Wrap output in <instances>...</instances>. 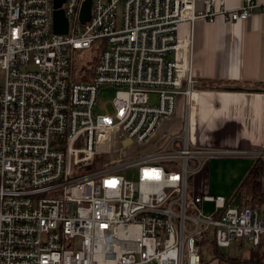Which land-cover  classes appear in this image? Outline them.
Instances as JSON below:
<instances>
[{"label": "built area", "instance_id": "obj_1", "mask_svg": "<svg viewBox=\"0 0 264 264\" xmlns=\"http://www.w3.org/2000/svg\"><path fill=\"white\" fill-rule=\"evenodd\" d=\"M81 2L64 0L57 34L54 0H0V264H202L212 242L258 246L261 209L189 184L212 159L264 151L197 145L186 117L158 134L197 87L179 24L233 23L264 5L91 0L82 24ZM91 48L92 76L75 77V54ZM103 86L116 88L111 114L94 113Z\"/></svg>", "mask_w": 264, "mask_h": 264}, {"label": "crops", "instance_id": "obj_2", "mask_svg": "<svg viewBox=\"0 0 264 264\" xmlns=\"http://www.w3.org/2000/svg\"><path fill=\"white\" fill-rule=\"evenodd\" d=\"M243 1L212 0V7L223 4L227 9H234ZM256 1L264 5V0ZM195 7L201 10L203 0H195ZM178 37L191 40L192 75L197 80V87L189 100L180 96L176 114L169 119L173 120L171 131L179 132L186 117L190 137L197 145L264 151V13L261 9L257 8L247 19L233 23L221 18L213 23L203 19H197L192 24L182 22ZM231 86L244 90L223 89ZM240 157H243L240 163H247L245 159L249 156ZM210 162L198 193L208 192V178L215 177L221 170L217 165L223 161ZM238 165L234 178L235 192L249 171L247 169L245 173L248 167ZM233 166L230 164L227 167L232 169ZM244 244L235 243L233 248H229V253L232 249L244 252ZM245 253L240 254L242 258L214 256L208 264H251Z\"/></svg>", "mask_w": 264, "mask_h": 264}, {"label": "rangeland", "instance_id": "obj_3", "mask_svg": "<svg viewBox=\"0 0 264 264\" xmlns=\"http://www.w3.org/2000/svg\"><path fill=\"white\" fill-rule=\"evenodd\" d=\"M95 55H97L96 50H94L92 48L80 50L79 52H77L75 54V56H74L75 67L73 66L75 77H77V78L88 77L87 72H89L88 70L91 68L92 63L95 60ZM82 67H84L83 70H81ZM115 90H116L115 87H108V86H103L100 88L97 104L94 107V113L95 114H111L112 113L113 110H112V105H111V99L115 94ZM179 98H178V100H179ZM150 101L151 102L156 101V98L154 95L150 96ZM172 127H173V120L172 121L168 120L166 122H163L160 126V129H159L160 134H158V135L163 136L165 134H167V135L174 134L175 133L174 130L171 131ZM133 151H134V148H130L129 150H126L125 155H128ZM240 158H243V157L212 159V160H217V161H223V163H219L217 165V166H219V168L222 171L218 170L217 175L215 177L210 176L208 178V182H209L208 192H209V194H212V195L222 194L227 200H231L232 198H234V196H235V189L234 188H235V184H236V183H234V178L236 176V172H237L238 167H239L238 164H241L242 166L248 167L245 170V173H247L246 171H248L247 169H249V167H250L249 165H251V160H252L251 159L252 157L249 156V157H247V159H245V160H248L247 163L246 162L240 163ZM260 158H262V157H260ZM210 161L207 163L206 170H202L201 172L195 174L191 178L190 184H189V189L191 192L195 191V190L197 192H199L201 185H202V177H204L203 174H206V171H207V169L211 163ZM237 161H239V162H237ZM230 164L234 165L232 169H229V167H227ZM263 185H264V179H263ZM235 204H236V202L232 203V205H235ZM243 205H249L252 208H257L256 204H253V203L247 202V201H245L243 203ZM203 210L205 212L209 213L212 210L211 204L210 203H204L203 204ZM262 211H264V207L262 208ZM76 243H79L78 239L76 240ZM231 248H233V246ZM243 249H244V252H242V253L246 252L244 254V256H247V258H249L251 248L248 246L247 243H245L243 246ZM220 251L222 253H224L225 255H228V252H227L228 250L221 249ZM242 253H238L236 249H232L231 254L228 257H230V258H238V257L242 258V256L240 255ZM201 255H202V263H204V264L210 263L211 260L214 258V256H216L212 250L211 245H208V244L205 245V247H203V252ZM232 261H234V260H232Z\"/></svg>", "mask_w": 264, "mask_h": 264}, {"label": "trees", "instance_id": "obj_4", "mask_svg": "<svg viewBox=\"0 0 264 264\" xmlns=\"http://www.w3.org/2000/svg\"><path fill=\"white\" fill-rule=\"evenodd\" d=\"M94 62L87 72V76L91 77L93 74ZM85 77V78H88ZM81 78V77H80ZM264 158H253L247 175L243 178L235 192V202L238 205H243L245 201L257 205V209L264 207ZM215 257L219 256L222 259H227L230 256L222 253L220 248L215 247L213 242L210 244ZM250 263L251 264H264V238L256 247H250ZM229 250V249H226ZM253 259V260H252Z\"/></svg>", "mask_w": 264, "mask_h": 264}, {"label": "water", "instance_id": "obj_5", "mask_svg": "<svg viewBox=\"0 0 264 264\" xmlns=\"http://www.w3.org/2000/svg\"><path fill=\"white\" fill-rule=\"evenodd\" d=\"M64 0H54V12H53V32L57 34H65L68 29V20L64 15V12L59 7ZM91 0H82L79 10V20L83 24L90 18ZM223 89L228 91H242L241 87H224Z\"/></svg>", "mask_w": 264, "mask_h": 264}]
</instances>
